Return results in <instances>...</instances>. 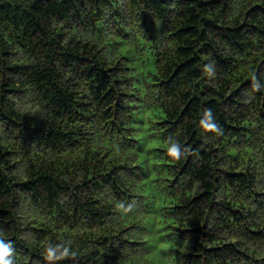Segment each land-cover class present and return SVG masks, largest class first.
Returning <instances> with one entry per match:
<instances>
[{
    "label": "trees",
    "instance_id": "trees-1",
    "mask_svg": "<svg viewBox=\"0 0 264 264\" xmlns=\"http://www.w3.org/2000/svg\"><path fill=\"white\" fill-rule=\"evenodd\" d=\"M0 245L264 264V0H0Z\"/></svg>",
    "mask_w": 264,
    "mask_h": 264
},
{
    "label": "clouds",
    "instance_id": "clouds-1",
    "mask_svg": "<svg viewBox=\"0 0 264 264\" xmlns=\"http://www.w3.org/2000/svg\"><path fill=\"white\" fill-rule=\"evenodd\" d=\"M216 126L213 124H207L206 131H215ZM162 147H168L166 144L162 145ZM168 152L170 155L175 156L176 150L168 149ZM9 254L8 247L0 245V264H10V261L8 259H4L5 256Z\"/></svg>",
    "mask_w": 264,
    "mask_h": 264
},
{
    "label": "rangeland",
    "instance_id": "rangeland-1",
    "mask_svg": "<svg viewBox=\"0 0 264 264\" xmlns=\"http://www.w3.org/2000/svg\"><path fill=\"white\" fill-rule=\"evenodd\" d=\"M22 106H23L24 108H26V107H29V104L26 103L25 100H22L21 103H20V107H22Z\"/></svg>",
    "mask_w": 264,
    "mask_h": 264
}]
</instances>
